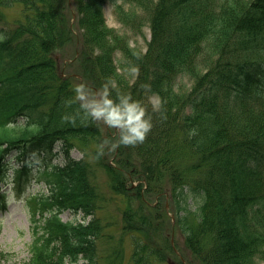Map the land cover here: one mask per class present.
<instances>
[{"label": "trees", "instance_id": "1", "mask_svg": "<svg viewBox=\"0 0 264 264\" xmlns=\"http://www.w3.org/2000/svg\"><path fill=\"white\" fill-rule=\"evenodd\" d=\"M107 1L116 4L71 0L80 29L74 36L68 0H0V177L6 153L27 157L57 142L87 153L105 141L102 125L70 103L74 81L54 58L77 39L82 77L98 89L107 85L113 99L131 95L152 121L143 143L119 147L115 166L94 150L101 159L94 166L67 155L62 166L45 167L51 194L30 201L37 236L29 264H163L171 229L181 232L192 264H264V0H122L116 8L127 27L140 29L136 10L148 16L144 53L103 25ZM17 3L23 19L8 20L3 8ZM115 51L121 68L136 69L132 83L118 72ZM185 76L190 88L180 81ZM149 94L160 99L159 112ZM97 166L110 195L94 179ZM131 179H144L146 189L130 187ZM165 191L173 225L163 203H148ZM109 203L118 213L104 223L96 210ZM64 209L93 218L63 222ZM112 227L119 239L107 244Z\"/></svg>", "mask_w": 264, "mask_h": 264}, {"label": "rangeland", "instance_id": "2", "mask_svg": "<svg viewBox=\"0 0 264 264\" xmlns=\"http://www.w3.org/2000/svg\"><path fill=\"white\" fill-rule=\"evenodd\" d=\"M4 13L5 17L9 20H15L18 18L23 17V7L21 4L11 5L9 7H4ZM136 17L135 19L139 18L140 22L142 24L141 26V33L136 34L134 30L130 31L126 26L118 22V15L114 11V6L111 4H107L103 7V14H104V23L108 27H114L118 30L120 34L125 35L129 39L130 46H134L136 49L141 50L144 52L146 48V42L150 38L149 34V28L147 23V14L145 12H142L141 10L136 11ZM122 16V15H121ZM120 16V17H121ZM23 19V18H22ZM5 23V22H4ZM77 30L75 29V33ZM74 55V48L68 47L64 48V50H59L56 53L57 60L60 66V71H62L63 74L66 75H72L71 79L74 81L75 85L81 84L84 82L81 81L82 77L76 78L80 74V70H78L76 63L70 62V57ZM120 55L117 53L115 54V62L118 65V62H120L122 59H120ZM72 64V65H71ZM123 71V70H121ZM136 74V71L134 74H130V78L132 79L134 75ZM181 83H183L184 87H188L190 84V80L188 77H183L181 80ZM179 81V84H180ZM91 87V86H90ZM89 94H95L98 92L94 89L87 88ZM149 100L154 104L158 99L156 96H151ZM106 133L111 134V138H114L113 129H109L104 126L102 129ZM109 141V140H108ZM113 141V140H112ZM99 147L97 145H92L91 148ZM109 149V147H108ZM107 149V150H108ZM91 153L87 156V160L91 162L92 165L95 164V161H97V157L93 155V152L91 149H89ZM106 150V151H107ZM114 150H109L106 152L105 156L107 159L111 160L112 153ZM82 151H80L78 148H73L70 152V156L74 158H82ZM21 157H18L17 154L10 153L6 158V176L4 181L1 184V190L0 193L2 194L1 198H3L0 202V264H29L31 260V251H30V245L32 243V240L34 238V231L33 229V222L31 220V214L29 213V203L27 201V196L32 195H40L48 194L49 187L43 181L41 175L31 176L29 178L30 183L27 186V189L25 191V194L20 195L16 192V181L15 178L18 175H23L25 171L20 168L21 164L23 163V160H20ZM62 164V158L59 155H53V154H40L39 157H34L31 159V162L28 163V166L33 168L31 171V175H35L38 173L37 168L43 169L46 164ZM18 169V170H17ZM17 170V172L15 171ZM16 173V175H15ZM98 183L99 187L103 189V191L107 194L110 193V189H108L107 176H104L101 172L98 173ZM16 182V183H15ZM169 199V198H168ZM167 199V200H168ZM165 203V202H163ZM168 204V202H167ZM192 206L191 209L194 208L193 204L190 203ZM170 209V208H169ZM97 214H101V216H104L107 214L109 215H117L118 210L116 209V206H110L109 207V213L105 210H99L97 209ZM61 219L64 221H78L81 220V214L80 213H73L69 212L68 210H64L62 214L60 215ZM168 216L173 217V213H170ZM169 219V217H168ZM88 218H86L85 221H87ZM170 219L168 220V222ZM35 228V226H34ZM171 231V230H170ZM170 231L168 234H170ZM111 235L110 240L112 243L117 242L118 238V232H114L113 227L108 230V232ZM172 236V235H171ZM171 236L169 239H171ZM183 236L180 231L175 229V232L173 233V241L175 242V254L177 258H172V262L174 264H179L178 259L179 257L183 258V249H184V243L182 240ZM168 239V240H169ZM109 241V242H110ZM108 242V243H109ZM126 243V246L130 244V240L126 239L124 241ZM107 243V244H108ZM128 250L126 252V259L129 257L130 254H128ZM83 260L78 261L76 264H81Z\"/></svg>", "mask_w": 264, "mask_h": 264}, {"label": "clouds", "instance_id": "3", "mask_svg": "<svg viewBox=\"0 0 264 264\" xmlns=\"http://www.w3.org/2000/svg\"><path fill=\"white\" fill-rule=\"evenodd\" d=\"M70 103L78 104L87 119L116 131L114 141L105 140L99 146V155L104 154L105 146L115 150L120 146L141 144L152 129L151 117L147 116L144 106L128 94L118 93L113 99L107 85L95 94H89L85 84H78L74 87V97ZM152 107L153 111L159 112L162 104L156 101Z\"/></svg>", "mask_w": 264, "mask_h": 264}]
</instances>
